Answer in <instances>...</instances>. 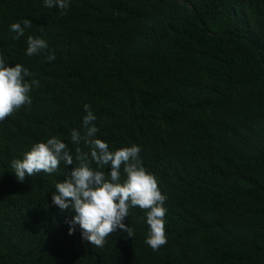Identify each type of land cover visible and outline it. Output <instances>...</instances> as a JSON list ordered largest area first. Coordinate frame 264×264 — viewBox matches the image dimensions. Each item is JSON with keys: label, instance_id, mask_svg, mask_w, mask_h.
Here are the masks:
<instances>
[{"label": "trees", "instance_id": "obj_1", "mask_svg": "<svg viewBox=\"0 0 264 264\" xmlns=\"http://www.w3.org/2000/svg\"><path fill=\"white\" fill-rule=\"evenodd\" d=\"M29 35L48 48L26 55ZM0 54L39 81L31 106L0 122V264H264V0H70L63 15L0 0ZM85 104L95 138L139 146L167 197L158 251L138 207L124 220L132 238L117 230L98 248L79 225L69 235L75 212L51 195L75 159L16 178L12 162L54 135L75 155Z\"/></svg>", "mask_w": 264, "mask_h": 264}, {"label": "clouds", "instance_id": "obj_2", "mask_svg": "<svg viewBox=\"0 0 264 264\" xmlns=\"http://www.w3.org/2000/svg\"><path fill=\"white\" fill-rule=\"evenodd\" d=\"M45 7L59 8L63 15L68 9L70 0H44ZM32 26L30 20L13 23L10 30L16 33L14 39L25 35L26 29ZM26 55H39L48 48L45 40L29 35L27 37ZM55 59L54 53L48 57L49 62ZM34 74L21 64L15 67L6 66V61L0 54V122L16 114L25 106L30 107L32 99L30 92L33 87H39V81L32 78ZM82 126L70 133L71 143L78 145L75 155L68 144L58 136H52L46 142L33 145L24 154L23 159H16L11 167L19 182L23 183L26 176H36L40 173L53 174L58 172L61 164L73 165L74 169L67 174L63 182H57L51 201L61 212L74 211L69 235L79 225L83 240L91 245L103 248L107 237L117 233H126L132 238V227L125 225L130 209L138 207L146 212V223L149 226L145 243L158 251L167 244L166 221L167 208L164 206L167 197L159 189L157 178L149 173L140 159L141 148L137 145L123 147L111 151L109 145L95 138L99 129L97 117L91 106L85 104ZM79 145L88 148L84 151ZM95 163L96 168L91 165ZM110 168L106 174L103 169ZM126 179L121 183V168Z\"/></svg>", "mask_w": 264, "mask_h": 264}]
</instances>
